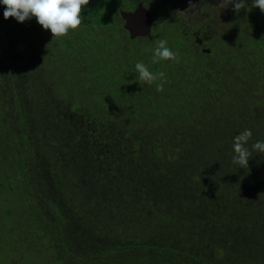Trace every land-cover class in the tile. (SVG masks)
Returning a JSON list of instances; mask_svg holds the SVG:
<instances>
[{"label": "trees", "instance_id": "16d2710c", "mask_svg": "<svg viewBox=\"0 0 264 264\" xmlns=\"http://www.w3.org/2000/svg\"><path fill=\"white\" fill-rule=\"evenodd\" d=\"M245 2L156 7L130 39L121 0H89L59 40L0 3V264H264V13ZM161 39L179 62H152Z\"/></svg>", "mask_w": 264, "mask_h": 264}, {"label": "clouds", "instance_id": "9594fccd", "mask_svg": "<svg viewBox=\"0 0 264 264\" xmlns=\"http://www.w3.org/2000/svg\"><path fill=\"white\" fill-rule=\"evenodd\" d=\"M0 3L5 6L4 19L11 17L23 23L34 17L43 29L51 31L53 40H59L66 37L69 32L79 30L84 20L82 11L89 4V0H0ZM230 3L234 4L233 10L237 13L242 8H246L245 0H221L220 6L224 8ZM195 6L189 0V9ZM252 6L258 7L264 13V0H252ZM168 60L179 62V54L167 47L166 40H158L153 50L152 62L158 63ZM135 69L139 75L140 84L152 85L159 79L161 83L156 85V90L158 92L163 91L165 73H153L143 62H137ZM251 137L252 131L245 129L233 140L234 155L232 162L244 169H248V162L252 155L245 146ZM252 149L264 154V141H256L252 144Z\"/></svg>", "mask_w": 264, "mask_h": 264}, {"label": "water", "instance_id": "95a60500", "mask_svg": "<svg viewBox=\"0 0 264 264\" xmlns=\"http://www.w3.org/2000/svg\"><path fill=\"white\" fill-rule=\"evenodd\" d=\"M120 16L124 22L123 27L128 32L130 39L137 37L152 38L153 15L142 4L138 3L132 11H120ZM196 42L201 44L202 40L196 37ZM202 51L209 52V49L203 48Z\"/></svg>", "mask_w": 264, "mask_h": 264}, {"label": "flooded vegetation", "instance_id": "af4514ba", "mask_svg": "<svg viewBox=\"0 0 264 264\" xmlns=\"http://www.w3.org/2000/svg\"><path fill=\"white\" fill-rule=\"evenodd\" d=\"M170 1L172 3V6H174L176 10L182 11L188 14H191L192 12H194L193 10H196L198 13L200 8L202 7H204V9L210 7L216 10L215 8H217V6H219L221 3V0H211L213 3L211 1L209 2V0H191V3L195 4L196 6L192 9H189V0H170ZM121 2L123 4L122 5L123 9L122 8L119 9V13L120 11H132L138 5V3L142 4L148 10L151 8V6H148L146 0H121ZM224 9L226 10V7H224ZM195 14L196 12H194L192 15H195ZM153 25H154V17H153L151 32H152ZM202 44H203V41L200 45L202 46Z\"/></svg>", "mask_w": 264, "mask_h": 264}, {"label": "rangeland", "instance_id": "374dc122", "mask_svg": "<svg viewBox=\"0 0 264 264\" xmlns=\"http://www.w3.org/2000/svg\"><path fill=\"white\" fill-rule=\"evenodd\" d=\"M211 0H209L210 2ZM148 6H151L152 9H149L150 11H152L154 8H158V10L161 12V15L162 16H166V14H178L180 15L184 20H191L193 19L194 17H191L192 14L194 12L197 13L196 10H193L194 12H192L191 14H188V13H185V12H182V11H178L176 10V8L174 6H172V3L170 0H146ZM208 2V1H207ZM212 2V1H211ZM213 3V2H212ZM217 11L218 9L219 10H224V8H221V6H217V8H215ZM178 18V16H176ZM179 19V18H178ZM9 144V143H8Z\"/></svg>", "mask_w": 264, "mask_h": 264}]
</instances>
